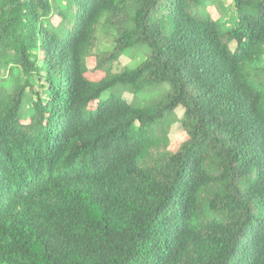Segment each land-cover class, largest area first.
Listing matches in <instances>:
<instances>
[{
  "label": "trees",
  "instance_id": "1",
  "mask_svg": "<svg viewBox=\"0 0 264 264\" xmlns=\"http://www.w3.org/2000/svg\"><path fill=\"white\" fill-rule=\"evenodd\" d=\"M232 2L0 0V264H264V0Z\"/></svg>",
  "mask_w": 264,
  "mask_h": 264
},
{
  "label": "rangeland",
  "instance_id": "2",
  "mask_svg": "<svg viewBox=\"0 0 264 264\" xmlns=\"http://www.w3.org/2000/svg\"><path fill=\"white\" fill-rule=\"evenodd\" d=\"M232 1L233 0H220L222 6L214 7V10L212 12V17L214 19H219L226 14L228 16V20L233 19L234 13L231 9H228V7L232 6V3H233ZM224 21L225 20H222V21H220V23L222 25H225ZM234 25H235V21H234L232 26L234 27ZM97 47H99L101 50H108L110 48V45H109L107 39L105 37L101 36V38H99V40L97 42ZM144 60H145V57L139 56L138 59L136 60L135 64L138 65L141 62H143ZM131 61L132 60H130L129 58L122 56L116 62V64L119 65L118 67H120V69H124L126 66L130 65ZM94 63H95V59L89 60L87 66H86L88 68L87 69V77L89 76L96 83H101L108 72H102V71H99L98 69L94 68ZM158 89L159 88H157L156 91H158ZM167 89L170 90L169 86H167ZM152 93L154 94V92H152ZM153 94L150 95V98L151 97L154 98ZM164 94H165L164 91L159 90L157 98L158 99L163 98ZM124 96H125L124 98L128 102L131 101V98H132L131 96H129V95H124ZM183 112H184V110L181 107L177 109L176 113L178 114L179 118L182 117ZM181 125H182L181 122H177L174 127L173 126L166 127V132H167V135H168L169 140H170V150L172 152H177L179 150L180 146L182 145V143L188 139V137L186 136V132L182 128Z\"/></svg>",
  "mask_w": 264,
  "mask_h": 264
}]
</instances>
